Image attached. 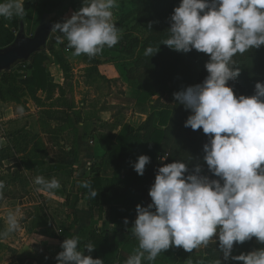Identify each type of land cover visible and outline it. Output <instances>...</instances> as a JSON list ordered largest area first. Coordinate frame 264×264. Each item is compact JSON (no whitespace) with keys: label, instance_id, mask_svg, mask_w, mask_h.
I'll return each instance as SVG.
<instances>
[{"label":"clouds","instance_id":"obj_1","mask_svg":"<svg viewBox=\"0 0 264 264\" xmlns=\"http://www.w3.org/2000/svg\"><path fill=\"white\" fill-rule=\"evenodd\" d=\"M118 6L119 0H84L71 18L53 24L52 32L60 34L57 43L66 40L72 56L89 58L102 54L105 47L116 46L121 38V30L113 23ZM25 15L23 0L0 2V18ZM167 32L169 36L161 44L183 53L195 49L210 57L205 65L209 75L203 83L174 97L192 113L185 127L202 129L209 137L204 161L219 179L201 175L200 166L195 174L185 176L188 167L184 162L160 167L149 191L152 203L137 205L132 234L138 247L124 264H153L172 247L192 253L217 243V236L224 260L264 264V248L232 255L235 244L243 245L254 237L264 244V83L255 85L251 97H237L227 86L240 75L234 57L264 46V0H182ZM158 50L150 46L144 55L152 57ZM18 111L22 114L23 107ZM149 163L150 157L141 155L134 170L143 176ZM34 183L39 186L37 191L50 195L61 187L56 178L43 176L35 177ZM4 189L5 183L0 181V200ZM21 217L19 208L7 213L0 242L22 230ZM79 245L78 236L67 238L56 257L58 264H104L84 254L95 250L93 244H86L84 250Z\"/></svg>","mask_w":264,"mask_h":264},{"label":"trees","instance_id":"obj_2","mask_svg":"<svg viewBox=\"0 0 264 264\" xmlns=\"http://www.w3.org/2000/svg\"><path fill=\"white\" fill-rule=\"evenodd\" d=\"M181 2L182 0H124L127 6H123V10L129 12V7L134 9L137 22L144 28L147 36L142 41L133 38L128 41L127 46L117 44L112 48L120 53L132 55L135 52V46H140L142 55L133 62V66L136 69H143L146 77L151 79L143 80L144 75L133 76L130 73L132 65H125L123 67L127 69L126 79L137 87H144L148 82L156 86L161 84L160 87L157 86L158 91L137 93L136 104L141 108L146 106L158 92L174 95L190 86L202 84L209 75L205 68L210 59L208 54L195 49L189 53L177 52L161 44L169 36L167 31L171 26V16ZM23 3L26 13L38 7L42 15L47 9H58L64 5H68L69 10L76 13L84 6V0H24ZM21 20L24 22L26 15L23 18L15 17L12 21L0 19V49L10 46L15 41ZM58 35L57 32L53 33L45 50L33 55L29 63L18 64L0 75V98L3 101L15 102L25 107L21 101V92L27 91L33 102L42 106V95L45 94V101H52L58 92L57 105L72 108L73 103L65 104L67 101L64 98L66 97L65 85L73 78L70 75L71 67L65 54L73 50L67 47L66 40L63 43H57ZM150 46L157 50L159 48L152 57L144 55L145 50ZM50 56L54 58L53 64L58 73L64 74L63 81L56 78L49 80V67L53 65ZM234 60L240 75L234 81H229L227 86L233 89L237 97L241 95L251 97L256 92L255 85L264 83V46L259 49H250L244 54H237ZM90 61L93 64L99 63L96 56L90 58ZM14 71L21 72L23 75H15ZM191 114L190 110L175 99L172 107L161 105L157 123L151 114L140 126L125 124L122 127L116 137L115 146L108 153L102 167L104 175L110 172L112 176L107 182V188L103 190V198L111 206V224L121 228L133 225L137 205L143 206L144 196L153 186L160 167L177 161L184 162L188 167V172L185 173L187 176L195 174L194 170L197 166H204L206 163L204 145L209 143V137L203 133L202 129L194 131L190 127H185V122ZM141 155L150 157V163L146 165L143 176L134 170V164ZM122 170H124L123 174H121ZM207 170L210 179H219L209 169ZM108 191L112 195L110 198L107 195ZM125 220L128 221L127 224ZM256 240L254 237L243 245L235 244L232 255L238 256L255 251ZM216 241L217 243L210 242L202 252L197 254L193 251L190 255H185L183 248L176 247L170 248L163 254H166L168 259L174 256L184 258L189 256L193 264H215L217 259L221 260V264H237L236 261L224 260L223 253L219 251V241ZM88 243L95 246V259L103 260L104 264L114 263L115 249L106 237L91 233L87 241L82 243L83 247Z\"/></svg>","mask_w":264,"mask_h":264},{"label":"crops","instance_id":"obj_3","mask_svg":"<svg viewBox=\"0 0 264 264\" xmlns=\"http://www.w3.org/2000/svg\"><path fill=\"white\" fill-rule=\"evenodd\" d=\"M71 53L65 54L70 67L78 62ZM50 59L53 64L54 58ZM81 68L89 69V63ZM48 78L63 81L64 74H59L53 64ZM86 85L92 87L90 82ZM23 94L21 101L25 107L0 98V181L5 183L4 198L0 200V230L6 227L9 211L19 208L22 213V230L0 242V264H58L56 257L63 251L61 245L67 238L78 236L79 247L84 250L83 244L91 233L106 237L114 247L113 264H124L138 247L132 234L137 212L128 228L111 224V206L103 198V190L112 176L110 172L104 175L102 167L122 127L131 123L115 122L113 114L107 116L110 112L106 109H90L84 104L78 107L75 101L71 109L43 106L47 103L45 94L43 105L38 106L27 91ZM54 97L58 98L59 93ZM21 106L22 114L18 111ZM37 176L56 178L60 189L51 195L37 191ZM92 192L97 195L93 197ZM107 195L112 196L110 191ZM151 203L148 191L143 206ZM255 247L259 250L264 244L256 240ZM84 254L95 259L94 251ZM166 256L161 253L153 264H193L189 256Z\"/></svg>","mask_w":264,"mask_h":264},{"label":"rangeland","instance_id":"obj_4","mask_svg":"<svg viewBox=\"0 0 264 264\" xmlns=\"http://www.w3.org/2000/svg\"><path fill=\"white\" fill-rule=\"evenodd\" d=\"M125 5L127 6L124 0H119V6L114 9L113 16V23L121 30V38L118 44L122 46H127L130 39L137 38L142 41L147 36L144 28L137 22L134 9L129 7V12H125L123 10V6ZM74 13L72 10L65 11L62 18H58L54 23H63L71 18ZM41 16L42 11L38 7H34L32 11L28 12L26 20H24L27 36L34 35L41 21ZM141 55V48L136 45L135 52L132 55L120 53L113 48L105 47L103 53L96 56L99 59V63L97 64H93L87 55L76 57L78 62H73L70 70V75L73 78L65 85L66 97L64 99L67 101L65 104L75 101L78 107L84 104L90 109H106V111L110 112L107 116L109 117L113 114L115 122H128L136 127L142 125L151 114L154 116L155 123H157L161 105L172 107L175 97L170 93L158 92L156 96L150 99L146 106L141 108L136 104L137 93L141 91L155 92L159 90L157 86L160 87L161 85L157 84L156 86V84L148 82L144 87H137L133 82H128L126 79L127 69L123 67L125 65H132L130 73L133 76L140 77L144 75L143 80L151 79L146 77L143 69H136L133 66V62L138 57H141ZM88 63L89 67L93 65L92 71H90V68H81L83 64ZM14 74L23 75L21 72L18 73V71H14ZM89 82L92 87L86 85ZM21 93L23 94V92ZM22 99L23 101L26 99L25 94L22 95ZM56 101V98H53L52 101H46L47 103L43 106L56 108L59 106ZM103 124L105 123L103 122ZM201 168V175L208 176L207 164L204 163V166ZM215 239H218V236Z\"/></svg>","mask_w":264,"mask_h":264},{"label":"water","instance_id":"obj_5","mask_svg":"<svg viewBox=\"0 0 264 264\" xmlns=\"http://www.w3.org/2000/svg\"><path fill=\"white\" fill-rule=\"evenodd\" d=\"M69 10L68 5L58 9H47L42 17L33 36L26 35L25 24L20 22V28L15 41L8 47L0 49V75L10 71L18 64L29 63L33 55L45 50L52 32V26L63 13Z\"/></svg>","mask_w":264,"mask_h":264}]
</instances>
